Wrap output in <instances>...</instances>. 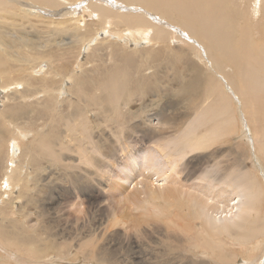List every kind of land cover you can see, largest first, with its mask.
<instances>
[{
    "label": "bare ground",
    "instance_id": "bare-ground-1",
    "mask_svg": "<svg viewBox=\"0 0 264 264\" xmlns=\"http://www.w3.org/2000/svg\"><path fill=\"white\" fill-rule=\"evenodd\" d=\"M84 2L87 3L85 16L98 18V22L82 14L80 17L73 15ZM36 21L50 24L45 26L46 30H41L47 31L46 39L41 38L44 42L38 36L23 33L35 30ZM110 22H114L113 27L109 32L108 28L103 32L104 23ZM234 26L238 27L235 29L239 37L230 35ZM258 31L264 36V0H0L1 184L6 183L7 189L11 187L12 193L17 190L23 194L32 175H20L22 163L26 161L27 169L31 168L29 172H41L40 169L46 166L42 163L44 161L49 165L65 162L62 164L64 167H71V153H78L81 159H86L97 169L107 170L111 164L106 162L105 157L115 154L121 159V146L126 147L123 140L129 139L133 150L126 164L123 163L127 166L119 168L126 175L122 174L117 181L126 184H121L123 196L129 201L124 213L146 205V210L152 213L155 206L152 202L162 197L174 200L182 197L200 210V217L214 236H219L223 227L233 244L247 247L244 244L246 241L264 235V213L259 212L261 198L257 190H253L252 178L243 179L230 171L222 174V177H227L222 185L209 175V171L211 175H221L219 171L209 169L206 174L199 175L201 181L187 183L182 174L186 176V170L191 171L193 163L184 158L188 153L186 151H190L187 156L194 154L198 144H189L184 135H180L179 140L172 132L178 130L176 127L180 123L188 121L191 114L190 108L182 113L176 108H181L186 100L200 99L206 90H210L215 96L216 106L207 109L198 102L192 111L201 109L206 111L203 115L222 118L212 128L216 133H232V129H236L233 121L235 108L229 92L239 102L246 136L250 137L253 147L256 145L263 152L264 142L259 144V141L264 140V121L259 126H256L258 122H253V115L256 119L262 114L264 117L262 109L254 106L259 103L255 90L264 85V80L260 79L261 83L254 79L257 60L260 59L259 49L264 42L258 48L256 43H261L251 39ZM253 51L257 58L254 62L249 56ZM263 60L264 57H261ZM24 62L29 63L24 68H33L27 76L22 73L25 71L22 68ZM88 62L92 63L89 72L82 70ZM209 66L210 72L207 70ZM35 69L41 71L40 75L33 74ZM225 69L240 79L237 90L236 81H229L222 72ZM68 83L69 87L63 85ZM56 88L58 95L62 93L60 89L66 90L63 93L66 106L60 105L59 109H55L52 103L54 97L57 99V93L53 92ZM35 91L38 98H32ZM259 93L263 95V91ZM153 105L157 110L149 113L147 108L153 109ZM169 108L173 113H167ZM116 113L120 114L125 125ZM196 116L185 130L192 131L198 127L195 122L200 116L198 113ZM39 118L42 121L40 128L44 127L43 122L47 119L60 120L62 126L54 135L45 129L40 137L24 148L20 159L22 163L9 167L10 162H15L13 154L18 150L17 138L33 136L28 134V128H35ZM93 127L95 130L98 127L99 134L93 133ZM223 140L229 143V135ZM119 158L118 165L122 163ZM132 171L135 173L131 174ZM260 171H264L262 166ZM33 176L36 182L37 178L34 180ZM262 176L264 178V173ZM5 194L4 190H0V196ZM14 201L17 202V198L14 200L10 196L6 203L13 207ZM2 205L5 204L2 203L0 208ZM254 211L256 215L250 218ZM43 212L45 209H42ZM128 214L121 212L118 215L122 219L116 218V221L127 222ZM15 220L14 223L18 222L22 228L26 226L23 220ZM143 228L138 231L144 232ZM16 230L10 231L8 238L16 241L27 239L26 231L18 227ZM51 242L45 243L39 238L32 241L37 244L34 250L36 256L33 257L39 258L38 263L45 252L48 253L47 250H56L57 253L61 250L62 246H51ZM259 244L256 243V246ZM0 245L5 247L4 243ZM97 251L89 254L94 258ZM50 259L48 257L46 261ZM253 263L254 260L250 259L244 260L243 264ZM15 264L26 263L20 261Z\"/></svg>",
    "mask_w": 264,
    "mask_h": 264
},
{
    "label": "rangeland",
    "instance_id": "rangeland-1",
    "mask_svg": "<svg viewBox=\"0 0 264 264\" xmlns=\"http://www.w3.org/2000/svg\"><path fill=\"white\" fill-rule=\"evenodd\" d=\"M86 5L87 3L84 2V5L80 8V10L73 15L80 17L82 14L85 16L87 9ZM60 8L63 7L61 6ZM57 18L58 17H56V19ZM86 18L93 19V21L98 22V18ZM248 20L251 22V18L248 17ZM36 22L37 27L35 30L29 29L23 33L30 35L31 37L38 36L40 41H42L43 39H46L47 31L41 30H46L45 26H49L50 24L46 21ZM113 25L114 22H110L109 24L104 23L103 32H105L107 28L109 32ZM235 28L238 27L234 26V29L230 31V35L233 38L235 36L239 37L238 30ZM255 36L251 37V39L256 42L259 41L261 44L256 43V45L258 48H260L262 42L264 41V36L260 31H258ZM53 38H55V36H53ZM175 43L177 44L179 41H175ZM144 44L145 43H143L142 46ZM263 45L259 49L260 59L257 60V58H255V51L249 53V56L253 58L252 62L257 60L258 63V65L256 64L258 68H255L256 70L254 71V79H261L262 81L264 80V60L261 61V57H264ZM195 53L201 58V55L197 51H195ZM202 63L204 62L202 61ZM23 64L24 65L22 68H24L26 65H29L28 62H24ZM91 67L92 63L88 62V65L83 66L82 70L89 72ZM74 68L75 66H73V69ZM24 69L25 71L22 72L23 76H27L28 72H32L33 68L26 69L25 67ZM207 70L209 72L211 71L210 66L207 68ZM223 71L226 78L228 77L227 79L229 81H236L237 84L235 85V90H237L239 88L238 81H240L238 76L231 75L226 69L222 70V72ZM40 73L41 71L39 69H35L33 72V74L37 76L40 75ZM248 74L251 76V73ZM63 85L69 87L68 85H70V83ZM219 88L221 89L222 87ZM57 89L58 88H56L53 92H56ZM257 89L258 90H255L254 95L258 97L257 102L259 103H255L254 106L260 108V110L262 109L264 112V85H261ZM64 91L66 92L65 89H60L59 92H62L60 95H58L56 92L57 99L54 97L52 100L53 107L55 109H59L60 105L66 106L65 101L67 100L63 98L65 97L63 94ZM258 91H263V95H261V93ZM257 93L258 95H256ZM228 95H230L229 98H231V101H233V103H231L235 108L233 121L236 129H232V133L231 131L216 133L215 129L212 128V126L215 123L221 121L222 118L213 119L209 115H203L206 111L201 109L192 111V107L197 105L198 102H200V104L207 109L216 106V103L214 102L215 96L210 90H206L202 96L200 95V99L195 98L186 100L184 104H182L181 108H176L178 109L177 112L181 113L184 112L186 108H190L191 114L188 115V121L185 123L182 122L179 124L178 128L176 127V130L178 129L177 131L172 130V135H176L177 139L179 140L180 135H184L189 140V144H198L196 147L197 151L194 154L187 156L190 151H186L188 153H186L187 157L185 156L184 160H192L191 162L193 163V166L191 171L188 172V170H186V176L182 174V178H186L187 183L197 180L201 181L199 179V175L206 174L209 169H217L221 174L217 175L219 178V180H217L218 178L216 174H213V176L211 175L212 172L209 171V175L215 179L216 183L222 184L227 178L226 176V178L222 177V174L224 175L226 172L229 173L230 171L235 172L237 176L243 179L252 178L253 190H257L256 192L261 198L262 208L259 210V212L263 214L264 178L262 173H264V171L261 173L260 166L264 168V150L262 152V149L260 150V148L256 145L253 147V144L249 140L250 137L248 135L246 136L247 130L243 128L244 125L242 123L243 120L240 114L241 108H239V102L235 99V97L232 98L229 92ZM1 96L2 94L0 93V105ZM34 97L38 98L37 91H35L33 94L32 98ZM137 107L139 106L137 105ZM156 110L157 109L155 105H153V109L150 107L147 108L149 113H154ZM171 110L172 109L169 108L168 111ZM168 111L167 113H173L172 111ZM197 113L200 116L198 117V122H195L198 127L192 131L185 130L189 121L197 117ZM256 113L257 110L255 114ZM51 114L56 116L53 112ZM116 115L120 121L124 122L119 113H116ZM262 115L258 119H256V115H253V122H258L256 123V126H259V124L262 125V120L264 121V117ZM92 116H90V118H92ZM17 121L18 123L21 122L20 120ZM41 123L42 121L39 118L36 122L35 128H28V134H33V136H28L27 139L22 137L17 138L19 146L17 153L13 154V161L15 162H10L9 167L14 168L16 165L18 166L20 163H22L20 162V159L24 148L27 146V144H29V142L40 137L45 132V129H49L50 132H53L51 135H54L56 131L62 126L60 120L52 121L47 119L43 122V128L39 127ZM122 124L125 125L126 123L124 122ZM94 128L95 127H93V129ZM212 129H214V132ZM250 130L252 131L251 125ZM93 131V133L97 134L100 132L98 127ZM133 135L136 136L135 134ZM227 135L230 137V142L226 144V140L223 139L227 138ZM261 140L262 141H259V144L264 142L263 139ZM123 141L126 147H124V145L121 146L123 153V156L122 154L120 155L122 156L121 159L115 154L111 155V157L109 155L105 157L106 162L111 164L107 170L105 168L97 169L93 167L89 162H87L86 159H81L78 153L69 154L72 159V161H70L71 167H64L62 164L65 162H63L61 165L58 163L49 165L47 161H44L42 163L46 164V168L44 167L40 169L41 172H38L39 170H36L35 172H29L31 168L27 169L25 161V164L22 163L23 167L21 168L20 175L24 176L25 174H28L33 176L34 174H37L38 176H33L34 180L37 178L36 182L33 181L31 176L32 180L30 179L29 182H27L28 186L24 188L23 194L17 190L15 193H12L10 189L11 187L7 189L6 183H3L2 185V176L0 180V184L2 185L0 190H4V193L6 194L0 196V205L2 203L5 204L0 208V210L3 209L0 212V244L4 243L5 247L0 245V264H15L20 263V261L21 263L26 264H243L244 260L250 259L254 260L253 264H264V235L254 237L246 241L244 244H246L247 247L245 248H240L237 246V244H233V241L231 239L229 240V237H227L226 229L223 227L220 228L221 233L219 236H214L213 231L206 227L202 218L200 217V210L196 209L197 207H192L191 202H188L182 197H179L175 200L173 198L165 199L162 197L155 202H152L155 204L152 213L149 212V210H146L147 205L145 207L141 206L139 209L133 208L134 210L136 209L137 212L131 211L132 214H130V210H128L127 213H124L128 209L126 207L129 205V201L123 196L124 188L121 187V184L125 183L121 182L120 184L117 181H119L120 177L122 178V174L126 175L119 168L127 166L123 163L126 164L128 161L127 157L133 149L132 146L129 145V139H125ZM168 149L171 150L170 148ZM118 154H120V152H118ZM118 158L122 162L120 165L117 163ZM196 160H199V162ZM222 167L223 170H221ZM134 173L135 171L131 172V174ZM224 183L226 184L227 181ZM23 195L26 196L24 197ZM10 196H12L14 200L15 197L17 198V202L14 201L16 203L13 205V207L11 204L6 203ZM243 199L244 198H242V200ZM20 206L21 211L19 210ZM42 209H45V213H42ZM121 212L123 214H130L127 215V222L123 223L116 221L117 219H122V217L118 215ZM9 213L13 215H10ZM256 213L257 212L254 211L250 218L254 217ZM14 219L23 220L22 223L26 226H23L22 228V226L16 220L15 222L17 223H14ZM143 221H145V223H143ZM136 222H138L139 225ZM12 225L13 228L11 227ZM249 225L250 224H248V226ZM17 227L23 231H26V240L21 238L20 241H16L12 238H8V233L10 231H18L16 230ZM143 227L146 228L144 229ZM141 228H143L144 232H139L140 230L142 231ZM51 232H53L54 235ZM30 233H32V235ZM118 235L123 236L119 237ZM130 235L131 237H129ZM59 236H61V238H59ZM55 237L56 239H53ZM124 237L129 238V241ZM38 238L43 239L45 243L49 241L51 242L53 239L51 246H62L61 250L58 252L59 254L56 250H47L48 253L45 252V257L43 256L40 258L41 262L38 263L39 258L33 257L36 256L34 254V250L37 249V246H35L37 244L32 243L33 240ZM120 239H122V241ZM258 242L260 244L259 246H256V243ZM92 244L95 246H92ZM31 250H33V252H31ZM94 250H98L99 252L97 251V255H94L93 258L89 252H93ZM48 257L51 259L46 261ZM22 259H24V261ZM30 260L31 263H28Z\"/></svg>",
    "mask_w": 264,
    "mask_h": 264
}]
</instances>
